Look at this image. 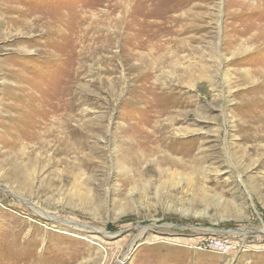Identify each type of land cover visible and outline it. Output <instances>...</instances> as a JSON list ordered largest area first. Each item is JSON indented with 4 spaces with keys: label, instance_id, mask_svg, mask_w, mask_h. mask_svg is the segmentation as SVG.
I'll use <instances>...</instances> for the list:
<instances>
[{
    "label": "rangeland",
    "instance_id": "1",
    "mask_svg": "<svg viewBox=\"0 0 264 264\" xmlns=\"http://www.w3.org/2000/svg\"><path fill=\"white\" fill-rule=\"evenodd\" d=\"M263 66L264 0H0V264H264Z\"/></svg>",
    "mask_w": 264,
    "mask_h": 264
},
{
    "label": "bare ground",
    "instance_id": "2",
    "mask_svg": "<svg viewBox=\"0 0 264 264\" xmlns=\"http://www.w3.org/2000/svg\"><path fill=\"white\" fill-rule=\"evenodd\" d=\"M264 67V66H263ZM257 71V70H256ZM264 73V70H258L257 71V73ZM263 75V74H262ZM258 76H259V74H258ZM257 77V76H256ZM260 84H264V81L263 80H261L260 82H259ZM258 84V83H257ZM256 87V86H255ZM238 93H236L235 95H237ZM233 95V94H232ZM59 110V107H56V108H54L53 107V109H52V111L50 112V113H55L56 111H58ZM259 117V116H258ZM62 120V119H61ZM56 121H59V120H56ZM262 121H264V116L262 117ZM46 122V121H45ZM44 122V123H45ZM62 123H63V125H64V127L66 128V126H67V124H66V122H64V120L62 121ZM44 127V126H43ZM45 128V127H44ZM62 128H63V126H62ZM61 128V129H62ZM39 129V128H38ZM46 130H47V134L46 135H44V137L45 136H47V137H51L52 136V138H53V140L55 139V141H57L58 142V144H59V146L62 144V142L64 141V137H60L59 136V134H61L62 133V131H60V130H52V129H49V128H46ZM38 131V130H37ZM52 131V132H51ZM163 132H164V130H163ZM75 133V132H74ZM33 134V133H32ZM38 134V133H37ZM39 136H40V134H38ZM36 136V135H35ZM74 136V135H73ZM159 136V135H158ZM161 136V135H160ZM41 137V136H40ZM38 139V138H37ZM40 139V138H39ZM67 139V138H66ZM65 139V140H66ZM163 139V138H162ZM164 141V140H163ZM168 145V144H167ZM64 146V145H63ZM63 146H61V147H63ZM78 147V146H77ZM155 147V146H154ZM167 147V146H166ZM39 148V147H38ZM47 148V147H46ZM156 148H157V150H159L160 149V145H156ZM45 149V148H44ZM62 150L64 149V148H61ZM171 151H172V149H171ZM139 155V154H138ZM135 156V155H134ZM170 158V157H169ZM136 162V161H135ZM134 164V163H133ZM137 164V163H136ZM135 164V165H136ZM139 164V163H138ZM101 231V230H100Z\"/></svg>",
    "mask_w": 264,
    "mask_h": 264
},
{
    "label": "built area",
    "instance_id": "3",
    "mask_svg": "<svg viewBox=\"0 0 264 264\" xmlns=\"http://www.w3.org/2000/svg\"><path fill=\"white\" fill-rule=\"evenodd\" d=\"M243 241L234 243L228 238H212L209 240V246L219 252H226L231 249H240L244 246ZM264 244V240H263Z\"/></svg>",
    "mask_w": 264,
    "mask_h": 264
}]
</instances>
